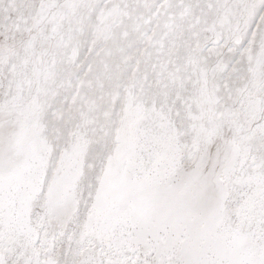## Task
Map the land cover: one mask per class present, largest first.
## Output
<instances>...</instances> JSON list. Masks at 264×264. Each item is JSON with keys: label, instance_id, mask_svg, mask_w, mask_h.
I'll list each match as a JSON object with an SVG mask.
<instances>
[{"label": "rangeland", "instance_id": "374dc122", "mask_svg": "<svg viewBox=\"0 0 264 264\" xmlns=\"http://www.w3.org/2000/svg\"><path fill=\"white\" fill-rule=\"evenodd\" d=\"M114 159L145 222L102 197ZM22 166L0 264H264V0H0V180Z\"/></svg>", "mask_w": 264, "mask_h": 264}, {"label": "bare ground", "instance_id": "6f19581e", "mask_svg": "<svg viewBox=\"0 0 264 264\" xmlns=\"http://www.w3.org/2000/svg\"><path fill=\"white\" fill-rule=\"evenodd\" d=\"M125 144L128 145L129 142L126 141ZM130 151H132V149ZM118 154H119V152H118ZM131 159H132V156H127V160H128L129 165L131 163ZM115 161H116V159H114L113 162H110L108 165L109 166L108 168L110 169V175H109V178H106L104 181V187L102 190V197H103V199H105L107 197L113 198L114 199L113 201H115V202L112 201V203H114L116 205L121 201H128V209L132 211V213L134 214L136 219H138L139 221L145 222L150 217V215L155 214V210H156L155 204H156L157 191L153 187H147V188L144 187L141 195H139L137 199L130 201L127 198V196L130 194V192L134 189L140 188L139 186H145L146 184L144 181H142L141 184H136V182L134 180L130 179L129 177L126 176V174H124L123 172L120 171V168L117 167V164ZM26 170H27V167L22 166V167H20V169L14 170L13 172L5 175L0 180V209L1 210L3 209V211H4V209H7V208H10V210L13 209L12 207H14V205H12V203H11V198H13V197L15 198V196L20 197L19 185L23 184L25 182V177L28 175L27 174L28 171H26ZM1 174H2V172H1V168H0V175ZM55 189H56L55 187L53 189H51V197L54 200L56 197L55 196V194H56ZM11 191H14V193H16L17 195L13 194L15 196L12 195L13 196L12 197L11 195H9V194H11L10 193ZM56 200H57V198H56ZM116 201H117V203H116ZM11 215H10V217H12ZM155 219H156V217H155ZM247 257H249V256H246L243 254L240 255L238 257L239 263L240 264H246V262L248 260ZM253 264H255V263H253Z\"/></svg>", "mask_w": 264, "mask_h": 264}]
</instances>
